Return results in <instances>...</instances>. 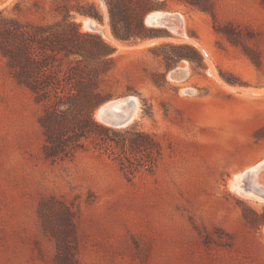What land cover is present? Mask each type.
Instances as JSON below:
<instances>
[{"label": "rangeland", "instance_id": "1", "mask_svg": "<svg viewBox=\"0 0 264 264\" xmlns=\"http://www.w3.org/2000/svg\"><path fill=\"white\" fill-rule=\"evenodd\" d=\"M154 2L144 22L159 35L124 41L104 0H0L5 15L34 21L68 8L81 30L100 34L115 48L111 99H139L134 121L112 128L161 143L150 169L146 154H132L131 173L90 144L45 158L40 107L0 54V264H58L38 215L50 195L73 205L78 264H264V201L229 186L264 161V0ZM91 3L101 18L74 8ZM157 11L176 30L146 22Z\"/></svg>", "mask_w": 264, "mask_h": 264}, {"label": "trees", "instance_id": "2", "mask_svg": "<svg viewBox=\"0 0 264 264\" xmlns=\"http://www.w3.org/2000/svg\"><path fill=\"white\" fill-rule=\"evenodd\" d=\"M104 1L115 37L128 41L159 35L144 22L158 8L154 0ZM74 8L101 18L94 3ZM114 52L100 34L81 30L68 8L62 18L52 21L21 19L0 10V54L9 76L28 89L40 107L37 121L45 158L70 159L90 144L127 172H132L134 153L146 154L142 164L148 169L154 166L161 153L157 138L134 128L116 130L94 116L97 107L114 95L110 82ZM38 215L43 230L54 240L56 262L78 264L72 203L50 195L40 201Z\"/></svg>", "mask_w": 264, "mask_h": 264}, {"label": "bare ground", "instance_id": "3", "mask_svg": "<svg viewBox=\"0 0 264 264\" xmlns=\"http://www.w3.org/2000/svg\"><path fill=\"white\" fill-rule=\"evenodd\" d=\"M154 12V11H153ZM152 12V13H153ZM149 17V16H148ZM148 17H146L148 21ZM171 19L166 16L165 22L170 21ZM81 21L83 23V28L89 27L90 23H92V20L89 18L82 17ZM153 24L159 25L158 20L152 22ZM176 23V22H175ZM95 25V24H94ZM174 24L170 28L175 29ZM104 37L106 39H110L111 41L115 42L114 37L112 36L111 32L109 29L105 26L104 27ZM185 36V35H183ZM154 39H150L144 44H150ZM118 43V42H115ZM119 44V43H118ZM134 45V44H133ZM131 47H136V46H131ZM186 72V71H184ZM264 91V89H263ZM135 106H134V113L133 116L136 117L139 111V99L135 96ZM117 107V106H116ZM132 107L128 106L126 110H130ZM95 117L100 121L99 115H98V110L95 111ZM258 165L252 166V167H247L243 172L237 173L233 176V178L229 182V186L231 189H233L234 192L237 194L241 195L242 197L248 198V199H253L257 201H264V183L261 181L262 177L261 175L264 173V161L263 162H258ZM253 165V164H252Z\"/></svg>", "mask_w": 264, "mask_h": 264}, {"label": "water", "instance_id": "4", "mask_svg": "<svg viewBox=\"0 0 264 264\" xmlns=\"http://www.w3.org/2000/svg\"><path fill=\"white\" fill-rule=\"evenodd\" d=\"M148 21L146 22L153 24L152 22L158 20L163 25L173 26L172 22H165L166 15L157 11V13L148 15ZM91 27V23L89 25ZM173 73L175 76H179V70L174 69ZM135 95H127L123 97H117L102 103L96 110H98L99 119L102 123L116 128H123L129 126L135 119L133 116L135 106ZM117 106V107H116ZM132 107L130 110L126 108Z\"/></svg>", "mask_w": 264, "mask_h": 264}]
</instances>
